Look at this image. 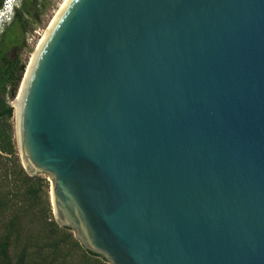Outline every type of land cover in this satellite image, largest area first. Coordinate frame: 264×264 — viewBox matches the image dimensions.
<instances>
[{
  "label": "water",
  "instance_id": "obj_1",
  "mask_svg": "<svg viewBox=\"0 0 264 264\" xmlns=\"http://www.w3.org/2000/svg\"><path fill=\"white\" fill-rule=\"evenodd\" d=\"M10 106L107 264H264V0H66Z\"/></svg>",
  "mask_w": 264,
  "mask_h": 264
},
{
  "label": "trees",
  "instance_id": "obj_2",
  "mask_svg": "<svg viewBox=\"0 0 264 264\" xmlns=\"http://www.w3.org/2000/svg\"><path fill=\"white\" fill-rule=\"evenodd\" d=\"M46 0H22L0 35V264H107L56 224L44 175L29 176L14 142L13 109L28 50L26 36L45 13Z\"/></svg>",
  "mask_w": 264,
  "mask_h": 264
},
{
  "label": "rangeland",
  "instance_id": "obj_3",
  "mask_svg": "<svg viewBox=\"0 0 264 264\" xmlns=\"http://www.w3.org/2000/svg\"><path fill=\"white\" fill-rule=\"evenodd\" d=\"M50 3V6L47 7L45 13L40 17V19L38 20V23L34 25L33 30H37L39 33V35H34L32 32L29 33L30 35L26 36L27 41L31 40L30 45H27L28 50H25L22 55H21V59L23 60V62L25 63V65L28 64L32 52L33 50L36 48L38 42L40 41L43 33L45 32L46 28L49 26L50 22L52 21V19L54 18V16L56 15V13L58 12L61 3H63L64 0H46ZM26 41V42H27ZM12 102H10L11 104ZM12 124H13V130H14V117L12 119ZM14 142H15V133H14ZM16 148V145H15ZM17 152V150H16ZM18 155V153H17ZM45 178L47 179V177L45 176ZM48 181V179H47Z\"/></svg>",
  "mask_w": 264,
  "mask_h": 264
},
{
  "label": "built area",
  "instance_id": "obj_4",
  "mask_svg": "<svg viewBox=\"0 0 264 264\" xmlns=\"http://www.w3.org/2000/svg\"><path fill=\"white\" fill-rule=\"evenodd\" d=\"M21 2H22V0H18L19 6H20ZM7 4H8V0H0V12H5V17L0 18V19H2V23H0V29H2V30H0V35L4 32L5 28L12 22L13 17H14V13L19 8V6H17V0H13V3L11 5V11L8 12L7 11ZM8 16H11L10 21L7 19ZM31 32L34 35H39V33H40L35 29L32 30ZM28 35H30V34H28ZM26 41H27V39H26ZM30 43H31V40H28L26 42L27 45H30Z\"/></svg>",
  "mask_w": 264,
  "mask_h": 264
},
{
  "label": "clouds",
  "instance_id": "obj_5",
  "mask_svg": "<svg viewBox=\"0 0 264 264\" xmlns=\"http://www.w3.org/2000/svg\"><path fill=\"white\" fill-rule=\"evenodd\" d=\"M13 3V0H8V4H7V11L10 12L11 11V5ZM17 6H19L18 4V0H17ZM5 17V12H0V18H4ZM7 19L10 21L11 20V16H8ZM0 23H2V19H0ZM2 30V29H0Z\"/></svg>",
  "mask_w": 264,
  "mask_h": 264
},
{
  "label": "bare ground",
  "instance_id": "obj_6",
  "mask_svg": "<svg viewBox=\"0 0 264 264\" xmlns=\"http://www.w3.org/2000/svg\"><path fill=\"white\" fill-rule=\"evenodd\" d=\"M65 1H66V0H64L63 3H61V6L64 4Z\"/></svg>",
  "mask_w": 264,
  "mask_h": 264
}]
</instances>
